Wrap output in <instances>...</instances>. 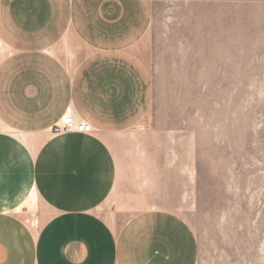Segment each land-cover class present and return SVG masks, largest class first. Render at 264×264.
I'll return each mask as SVG.
<instances>
[{
	"label": "crops",
	"instance_id": "crops-1",
	"mask_svg": "<svg viewBox=\"0 0 264 264\" xmlns=\"http://www.w3.org/2000/svg\"><path fill=\"white\" fill-rule=\"evenodd\" d=\"M153 16V0H0V264H197L181 215L120 230L102 215L118 141L154 101L139 53ZM69 113L93 130L54 134Z\"/></svg>",
	"mask_w": 264,
	"mask_h": 264
},
{
	"label": "rangeland",
	"instance_id": "rangeland-1",
	"mask_svg": "<svg viewBox=\"0 0 264 264\" xmlns=\"http://www.w3.org/2000/svg\"><path fill=\"white\" fill-rule=\"evenodd\" d=\"M153 3L139 53L154 101L118 141L102 215L120 230L172 211L197 236V264H264V0Z\"/></svg>",
	"mask_w": 264,
	"mask_h": 264
},
{
	"label": "built area",
	"instance_id": "built-area-1",
	"mask_svg": "<svg viewBox=\"0 0 264 264\" xmlns=\"http://www.w3.org/2000/svg\"><path fill=\"white\" fill-rule=\"evenodd\" d=\"M93 127L74 116V114L69 113L63 116L58 124L52 127L54 134L69 133V132H80V133H90Z\"/></svg>",
	"mask_w": 264,
	"mask_h": 264
},
{
	"label": "bare ground",
	"instance_id": "bare-ground-1",
	"mask_svg": "<svg viewBox=\"0 0 264 264\" xmlns=\"http://www.w3.org/2000/svg\"><path fill=\"white\" fill-rule=\"evenodd\" d=\"M33 224H36V217H34L33 219Z\"/></svg>",
	"mask_w": 264,
	"mask_h": 264
}]
</instances>
